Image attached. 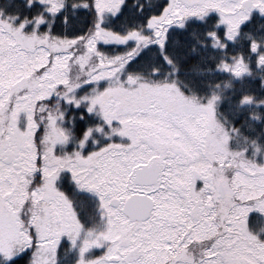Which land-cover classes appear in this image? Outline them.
Instances as JSON below:
<instances>
[{"label":"snow or ice","instance_id":"obj_1","mask_svg":"<svg viewBox=\"0 0 264 264\" xmlns=\"http://www.w3.org/2000/svg\"><path fill=\"white\" fill-rule=\"evenodd\" d=\"M43 6V0H4L0 17L5 8H15L13 19H17L21 11ZM67 8L64 5L50 14L58 19ZM89 10L95 20L90 27L85 20V30H77L66 15L62 22L65 33H76L67 37L69 47L63 54L68 64L75 58L83 60L86 77L74 87L57 83L48 96L51 100L55 95L64 105L61 117L67 127L61 142L68 150L47 176L37 169L28 199L39 209L37 198L47 192V207L25 218L24 205H20L15 215V239H0V264H179V245L164 251V244L153 239L159 218L151 215V208L160 200L152 197L155 189L145 186L149 181L138 169H150L154 155L161 151L153 139L157 129L168 130L169 135L163 138L170 149L173 144H203L211 135L227 146L234 133L244 134L245 139L248 134H264L257 129L258 125L264 129V119L245 111L255 108L257 113L264 112V46L252 35L254 30L264 29V0H148L147 5L134 3L131 8L128 0H90L73 4L72 18ZM106 13L114 27L105 23ZM104 30L115 39L101 40ZM245 30L246 39L241 41ZM78 42H83L82 51L76 49ZM101 46L125 51L110 58L99 52ZM237 48L248 50L247 60ZM13 55L21 58L14 78L29 70L34 76L43 75L45 69L34 68L35 59H24L23 49L10 44L0 29V77L5 83L9 82L8 65ZM49 55L46 67L56 54ZM93 55L97 64L89 70L87 60ZM59 72V78L64 79L71 69ZM224 76L232 81L218 79ZM245 77L250 83L258 81L261 99L241 89L233 104L237 95L233 86L237 82L243 85ZM85 88L94 94L78 96ZM61 90L63 95H59ZM229 90L233 95L226 97L224 92ZM222 108L232 113L231 128L214 126ZM131 128L147 134L126 135ZM173 132L181 133L179 141ZM147 148L152 151L143 150ZM217 155L222 168L231 167L230 161L239 165L232 168L230 180L225 176L228 203L223 204L224 190L217 189L218 198L207 202L202 198L197 211L201 221L219 229L217 236L229 246L206 249L202 264H264V242L238 231L253 213L250 204L264 201V164L245 161L247 150ZM14 167L4 135H0V213L10 217L13 212L5 205L12 199L7 193L16 191L9 182ZM258 215L264 217V209ZM156 244L161 248L158 253Z\"/></svg>","mask_w":264,"mask_h":264},{"label":"rangeland","instance_id":"obj_2","mask_svg":"<svg viewBox=\"0 0 264 264\" xmlns=\"http://www.w3.org/2000/svg\"><path fill=\"white\" fill-rule=\"evenodd\" d=\"M44 2L50 4L51 11L57 10L61 5L63 0H43ZM113 0H106V3H112ZM107 14V13H106ZM105 14V15H106ZM108 15V14H107ZM6 36H9V28L7 24H2ZM0 29H2L0 27ZM33 29V28H32ZM101 40H114L115 37L111 36L108 31L104 30L101 32L100 37ZM18 44L19 47L29 50H36L39 51L37 53H40L41 56H37L38 59L35 58V68H41L50 58L51 53H54L56 55L52 56V64L50 67L45 68V71L42 76H35L33 81L30 80H23L24 76L17 79L13 77V73L16 72L17 66L14 64V55L12 56L9 65H8V71H9V82L5 83L4 79L0 77V92H4L5 95L9 94L7 86L9 84L11 87L12 92H14L13 96H18V94H21L18 100L21 99V102H15L12 105L6 104L0 109V123L3 124L4 120L6 118H10V129L14 130L16 127V124L21 119L26 120L25 124V130L21 132L19 135L18 145L25 147L27 149L26 155H23V160L19 164V168L12 169V174L9 177V182L12 185V189L16 190L15 194L12 193V190L9 191V195H12V199L10 202L5 205V207L13 212V216H7L4 213H0V239H7V240H14L15 239V224L17 223V219L15 218L16 213L20 210V205L23 204L24 208V214L25 218L30 213H34L35 211H41L45 210L47 205L45 203L47 199V192H43L40 197L37 199L41 201V205L39 209H36L34 207L35 201L28 199V190L34 186V184H31L28 181V177L26 173L31 176L34 174V172L37 171L38 168H40V172H43L45 176H47V172L50 168L53 166H57L61 158L64 157L65 152L68 150L66 146L61 142V136L63 133V128L60 129L59 125L57 126V123H62L63 119L61 117V114H58V118L51 114H43L42 121H43V136L41 145L43 148V156L42 160L40 158V166H36V160H35V151L34 147L32 145V134L36 130V124L33 123L30 120V114L27 113L26 109H33L34 104L38 100L48 99L49 94L53 91V85L57 83H67L70 87H74L76 84H82L83 79L82 77H86V70L83 67L84 61L75 58L73 59L71 64H68V57L63 54V50L65 48L69 47V43L66 41H57V40H49L42 36H37L36 34H29L23 35V32L21 29L18 30L15 39L10 38V44ZM83 42H78L76 45L77 50H83ZM46 49V50H45ZM75 51V50H74ZM36 56V55H34ZM19 58V57H15ZM97 64V57L95 55L92 56L90 60H87V68L90 70L92 67H94ZM63 69L65 73L68 72V69H71L70 76H66L64 79H60V72L59 69ZM51 80L52 84H48L47 81ZM17 84V85H16ZM6 88V89H5ZM5 90L7 92H5ZM10 90V92H11ZM2 92V94H3ZM83 95H93V91L90 88H85L82 91ZM81 93V94H82ZM64 90H61L59 95H63ZM4 95V96H5ZM78 95V93H77ZM55 98V95L53 96ZM194 102V101H193ZM32 115V114H31ZM4 123V124H8ZM1 124V125H2ZM215 126V125H214ZM128 131H131L129 134L128 132L126 135L128 136H137V137H143L147 133L138 128H131ZM108 135H111L112 132L109 130L107 133ZM169 135V132L167 129H157L156 132L153 134V139L157 141L156 147L160 148L161 151L157 152L154 155L153 162H162V175H161V181L158 185H155L151 188L155 189V191L152 193V197L158 198L160 200L159 205H154L152 216L158 217L159 219L156 220V231L153 233V239L156 241H160L164 244V251H171V246L175 245L176 236H177V230L175 228H172L171 225L175 222L176 219H178L179 215L181 214V210L179 209V206H177L176 203H171V201L178 200L182 198L183 192H184V184L187 183V174H184V170H180L182 168L181 165H184L186 163L187 165V172L190 173L192 169L196 171L197 168L206 171V175L210 179V184H206V186H211L213 191V196L217 197L218 191V184H221L222 189L225 192V201L223 204L228 203V189H227V182L225 181V176L228 178L231 175V172H228L224 169H221V165L217 162L221 161V157L218 156V153H228L230 150L226 148L225 145L221 144L215 137V135L207 136V140H211L214 137L215 143L209 142V161H206L202 159L201 154L197 152V145H192L191 143H186V145H178L173 144L171 146V149L169 148V142L168 140L164 139L163 137H166ZM172 136L176 138L177 141H179L181 133L179 132H173L171 133ZM189 136H191V133H189ZM7 143V142H6ZM127 143V141H125ZM57 147V148H56ZM59 147V148H58ZM56 150L60 149L61 156L55 155L54 149ZM143 148V146H142ZM146 151H152V148L143 149ZM228 152H227V151ZM11 154L9 153V156ZM13 156V155H12ZM10 158V157H9ZM183 162V163H182ZM232 163V162H231ZM255 164H264V154L260 155L254 162ZM238 164H235L237 166ZM209 166V168H208ZM234 166V167H235ZM213 170H212V168ZM24 170H23V169ZM171 169V171H169ZM212 174H211V173ZM17 177L19 179H17ZM184 179H183V178ZM169 180H174L173 184H169ZM230 180V178H229ZM163 195H159V194ZM201 198V194H199V197ZM209 200V199H208ZM27 201V203H24ZM258 202H261V206L258 209L256 205ZM250 208L253 210H257L258 212L261 209H264V201H253L250 204ZM162 222H164L166 225H170L169 227H164L162 225ZM246 222V221H245ZM243 223L240 225L238 231L240 229L243 230V234L245 237H247V234L249 233L247 228L244 226L246 223ZM40 227L43 229L46 227V221L42 222ZM213 231L218 233L219 229L213 226ZM207 240L202 239V237L199 238V247L195 248L194 250H188L187 252H184V250H178L181 254H179L176 259L178 260L179 264H194L191 261V258L198 259V264H202V260L206 258L208 255V252H206V249L211 246ZM208 245V246H207ZM219 245H225L226 247L229 245H226L225 242L221 239L218 240L217 243L212 245V248L219 246ZM170 246V247H168ZM207 246V247H206ZM243 246V245H242ZM155 252H160L161 248L159 244H156L154 247Z\"/></svg>","mask_w":264,"mask_h":264},{"label":"trees","instance_id":"obj_3","mask_svg":"<svg viewBox=\"0 0 264 264\" xmlns=\"http://www.w3.org/2000/svg\"><path fill=\"white\" fill-rule=\"evenodd\" d=\"M85 2H90V0H63L62 5L57 10H59L64 5H68V8L64 12V14L61 15L58 19L54 18L50 14L51 13L50 4H48L44 1H43V4H44L43 7H36L34 9H32L31 12L27 11L26 9L21 11L19 18H17V19H13V16L15 15V12H16L15 8H12V9L5 8L4 9V15L2 17H0V27L4 31L6 28H4V26L2 24H7L8 28L10 30V32L8 33L9 36L7 35V37L13 38V39H15L18 30L21 29V31L23 32V35L26 34L29 36V34H36L37 36H42V37H45L49 40L52 39V40H57V41H66L67 37L75 35L76 33L71 32V31L65 33V31L63 29V24H62L65 15L71 19L72 24L75 26V28L77 30H85V24H84L85 20H87L89 22V27H90L91 23L95 20V17L91 14V10H89L88 13L77 14L74 19L72 18L71 6L73 4L80 5V4L85 3ZM147 2H148V0H128V5H129V8H131L134 3L135 4L144 3L145 5H147ZM3 4H4V0H0V6H3ZM104 19H105V23L108 24L109 28L114 27L113 25H111L109 23L110 18L107 14L105 15ZM57 29H59V30H57ZM262 34H264V29L254 30L252 32V35L254 36V38H256L257 40H260L262 46H264V39H262ZM246 35H247V30H245L244 32H242L240 34V40L241 41L245 40ZM22 49H23L24 53L26 54L24 59H27V57H29V56L33 57L34 59L35 58L38 59L37 56H41V54L36 55V53L39 51L36 50V52H35V49L34 50H29V49H24V48H22ZM124 51H125L124 48H116V47H111V46L110 47L101 46L99 48L100 53L106 54L110 58L115 57V56L123 53ZM235 51L237 53L243 51L245 60H247L249 52L246 48L245 49L237 48V49H235ZM34 55H36V56H34ZM15 57H14V64H15V66H17V62L21 58L17 59ZM12 60H13V58H12ZM48 61L41 68H38V69H45V68L47 69L46 66L48 65ZM129 71H132V70L130 69ZM34 77L35 76L33 75V71L29 70V72H27L24 75L23 80L25 81V79H26V80L33 81L32 79H34ZM218 79L224 83L232 81V77H229V76L220 77ZM10 85H12V84H9V86L6 87V88H8L9 92H7L5 90V92L9 93L8 95L7 94L5 95V93L3 91H2L3 94H2V92H0V96H3V99L0 100V109L3 106H5L6 104L12 105L18 101L21 102V99L18 100L19 97L21 96V94H18V96H16V97L13 96L14 92H12ZM233 87H234L235 91L237 92V95H236L235 99L233 100V104L238 102L239 93L241 92V89H243L244 92H247L250 95H252V94L256 95L257 99H261V94H260L259 88H258V81H257V83H250L249 79L247 77H245L243 85H241L239 82H237L234 84ZM10 90H11V92H10ZM81 93L82 92H79L78 96H82L83 93L82 94ZM224 95L226 97L232 96L233 92L231 90L225 91ZM193 103H195V101ZM26 110H30V111H26V112L30 114V116H31L30 120L36 124V130L32 134V145L34 147V151H35V155H36L35 156V160H36L35 161L36 162L35 167H37V166H40V163H38V161H40V158L42 160V156L44 153L42 145H41L42 136H43V129H44L43 128V121H42L43 114L54 115L57 119L58 114L63 113L65 111V108H64L63 104L58 103L56 98L53 97L51 100H49V99L38 100L34 104V108L32 110L31 109H26ZM245 111L248 112L250 115H259L261 119H264V112L257 113L255 108L245 109ZM69 115H71V114L69 113ZM231 120H232V113L230 111H228L227 108H222L221 111L217 113V117H216L214 125H215V127H218L221 129L224 126L231 128V123H230ZM9 121H10V118H6V120H4V122H3V124L0 123V135H4V143L7 142L6 144L8 145V152L11 154L9 156L10 157L9 159L14 162L15 169H17V168H19L20 162H22V160L24 158L23 155H26V151H27V149L25 147H23V145H21V146L18 145L19 135L21 134V132H23L25 130V127H26L25 126L26 120H22V119H21V121L19 120L18 123L16 124V127L14 130L10 129V122ZM226 121H227V125H226ZM7 122H9V123L4 124ZM58 125H59L60 129H62V128L65 129L67 127V125L64 123V120L62 121V123L61 122L59 124L57 123V126ZM38 127L40 129L39 131H37ZM257 129H258V132L264 133V129H262L259 125L257 126ZM128 133L130 134L131 131H128ZM206 138H207V136H206ZM213 139H214V137H213ZM213 139H211V140L206 139V142L204 144H209V142L215 143V141H214L215 139L214 140ZM56 148L54 149L55 155H60L61 154V152H60L61 148L58 150H56ZM226 148L228 150H230L231 153H242L245 150H247V156L244 157L243 159L245 161L254 162L258 157H260V155L264 154V134H262L260 136H257L255 133L248 134L247 139H245L244 134H235L234 133L232 138H231L230 143L227 144ZM209 158L204 159L206 161V163H207V161H209ZM235 164L236 163H233V162L231 163V161H230L231 167L224 166L223 168H221V169H224L225 172L226 171L231 172V175L229 178H231V176H232V168L239 167V165L235 166ZM38 169L40 171V168H38ZM212 170H213V168H212ZM26 175L28 177V181L31 184H33L32 182L36 179L37 171L34 172V174L31 176L28 174V172L26 173ZM206 178L207 179H199V181H198L199 185H200V187H199V193L201 194L200 199L202 200V198H203L204 201H208L209 198L213 197L212 196L213 195V191H212L213 189L210 185L205 186V187L201 186V184H204V183H206V184L211 183L209 177L207 176ZM58 186H60V185H58ZM260 206H261V202H258L256 207L259 209ZM258 213L259 212L257 210L256 211L253 210L252 215L247 217L246 222H245L246 225H244V226H247V229H248L247 231L249 232L247 234V236H253L254 235L257 237V239L259 241L264 242V231H262V229H264V217H261L260 215H258ZM96 228H97V230H100V226L98 224L96 225ZM176 238H177V236H176ZM202 239L210 242L209 244H211V246L207 249H212V245L217 243L220 238L217 236V232L215 234V231H213L209 237L202 238ZM198 243H199V240H198ZM198 247H199V245H198ZM199 249H200V247H199Z\"/></svg>","mask_w":264,"mask_h":264},{"label":"flooded vegetation","instance_id":"obj_4","mask_svg":"<svg viewBox=\"0 0 264 264\" xmlns=\"http://www.w3.org/2000/svg\"><path fill=\"white\" fill-rule=\"evenodd\" d=\"M208 144H197V152L201 154L202 159H208L209 156V148ZM183 163V162H182ZM154 165L159 164L158 170H159V179L158 182L155 185H158L161 181V175H162V162H153ZM182 168L180 170H184V174L187 175V183L184 184V192L181 199L171 201V203H176L177 206H179V209L181 210V214H178L179 218L175 220L173 223L172 228H175L177 230V238L175 241V245H179L178 250H184V252H187L188 250H194L195 248H198V240L200 237L206 238L209 237L210 234L213 232V226L209 224L208 221H201L198 209L201 206V199L199 197V179H207L206 171L201 170L199 168L192 169L189 172H187V165L184 163V165H181ZM209 168V166H208ZM183 178V177H182ZM184 179V178H183ZM153 185V186H155ZM219 185V184H218ZM217 185V186H218ZM150 186V187H153ZM202 187L206 186V183L201 184ZM213 196V195H212ZM218 196V194H217ZM214 197V196H213ZM211 199V198H209ZM207 202V201H205ZM154 208V205H153ZM162 225L164 227H169L170 225H166L164 222H162ZM247 228V226H245ZM183 241L181 244L180 242ZM174 245V246H175ZM170 247V246H168ZM173 247V246H171ZM179 254L182 255L178 251ZM191 261L194 264H198V259L191 258Z\"/></svg>","mask_w":264,"mask_h":264},{"label":"water","instance_id":"obj_5","mask_svg":"<svg viewBox=\"0 0 264 264\" xmlns=\"http://www.w3.org/2000/svg\"><path fill=\"white\" fill-rule=\"evenodd\" d=\"M138 171H141V175L142 176H146V178L148 179L149 181V184L145 185V186H153L155 185L157 182H158V179H159V170H158V167L157 165H152V167L150 169H144V170H139ZM152 173L153 175L152 176H147L146 174L147 173ZM139 186V185H138ZM218 189H222V186L221 184L218 185ZM219 196V194H218ZM136 199L140 200V201H143V197H137ZM151 201H149L150 203ZM153 210V206L151 208V212Z\"/></svg>","mask_w":264,"mask_h":264}]
</instances>
